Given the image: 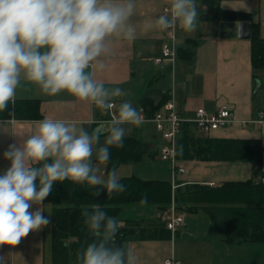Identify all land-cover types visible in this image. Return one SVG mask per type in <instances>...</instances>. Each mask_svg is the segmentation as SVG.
<instances>
[{"label":"crops","instance_id":"crops-1","mask_svg":"<svg viewBox=\"0 0 264 264\" xmlns=\"http://www.w3.org/2000/svg\"><path fill=\"white\" fill-rule=\"evenodd\" d=\"M166 3L167 0H136L132 21L139 25L165 14ZM197 4L200 20L195 31L179 27L176 30L177 57L173 63L167 58L160 63L156 61L164 57V44L171 43L170 30L153 29L138 31L134 41L114 40L111 54L102 58L105 67L96 73L105 86L125 89L128 93L125 98L141 110L144 118V123L125 138H136L142 143V157L114 164L120 168L122 177L136 175L145 180L169 181L173 188L169 207L152 201H127L120 204L115 217L120 227L133 230L123 244L133 250L137 264H166L167 258L179 260L180 264H264V241L228 236L208 209L224 205L200 202L187 209L189 198L200 193L199 184L215 187L228 181L251 179L253 162L179 158L178 166L184 167V171L174 172L172 160L162 157L169 142L157 128L155 114L167 112V105L173 102L177 113L187 120L182 126L188 124L197 139L210 136L257 140L264 172V121L243 122L257 119L264 111V64L254 65L251 38L221 37L222 20L209 17L219 6L244 11L250 15L249 21L258 24L264 39V0H197ZM144 98L164 103L153 112L144 109ZM17 99L39 100L42 117L0 118V173L10 164L3 159L4 149L31 135L38 121L47 117L90 128L110 118L90 102L78 101L67 93L50 96L26 81L18 87ZM223 105L230 107L234 119L224 127L206 131L189 121L198 108L215 112ZM182 126L178 136L183 134ZM255 180L264 183V174ZM179 186L185 195L183 207L175 200ZM173 202L186 214L185 224L175 231L167 227ZM37 207H41L50 223L30 232L14 248L0 247V255L6 256L7 264H53V204L44 201L42 205H33L31 210Z\"/></svg>","mask_w":264,"mask_h":264},{"label":"clouds","instance_id":"clouds-1","mask_svg":"<svg viewBox=\"0 0 264 264\" xmlns=\"http://www.w3.org/2000/svg\"><path fill=\"white\" fill-rule=\"evenodd\" d=\"M136 0H0V112L15 103L22 81L50 96L67 93L92 103L110 118L90 128L44 118L21 142L3 151L9 166L0 173V247L14 248L30 232L50 223L41 207L56 182L72 181L99 196L126 186L111 148H122L142 112L121 87L96 78L114 40L134 41L138 31H195L197 0H170L165 14L132 21ZM115 110V111H114ZM91 237L76 253V264H137V256L117 243L120 221L96 202L81 210ZM0 264H7L0 255Z\"/></svg>","mask_w":264,"mask_h":264},{"label":"trees","instance_id":"trees-1","mask_svg":"<svg viewBox=\"0 0 264 264\" xmlns=\"http://www.w3.org/2000/svg\"><path fill=\"white\" fill-rule=\"evenodd\" d=\"M211 19L249 21L248 13L240 10H229L216 7ZM253 63L264 64V39L260 35L259 26L252 23ZM164 100L156 104L154 99L144 98V109L157 111ZM39 118L42 117L40 102L35 99H17L8 109L0 112V118ZM195 124V123H194ZM196 125V124H195ZM197 126V125H196ZM182 135L176 141V166L179 158H205L216 160H249L253 162V178L243 181H228L220 186L199 184V194L189 198L187 209L192 203L206 202L224 206L208 209L219 220L220 228L230 237L264 241V183L255 177L263 175L261 166L262 150L257 147V140L252 138H220L210 137L197 139L190 132L188 124L182 126ZM142 143L136 138L126 139L122 148H111V166L118 161L140 159ZM126 190L108 196L105 191L95 197L93 189L69 180L56 182L52 192L44 200L53 204V264H76L77 250L90 242L91 237L84 225L81 210L93 203L101 206L112 216L120 209V204L127 201L145 200L169 207L173 198L172 183L162 180H145L136 175L123 177L121 181ZM175 200L183 207L184 193L181 186L176 188ZM131 227H120L116 237L117 243L123 244L132 232Z\"/></svg>","mask_w":264,"mask_h":264},{"label":"built area","instance_id":"built-area-1","mask_svg":"<svg viewBox=\"0 0 264 264\" xmlns=\"http://www.w3.org/2000/svg\"><path fill=\"white\" fill-rule=\"evenodd\" d=\"M169 4L170 0H167V3L164 7L165 12L168 11ZM176 30H170L171 43L164 44L162 48L164 57L157 58L156 61L158 63L162 62L166 58L169 59L172 63L175 61L177 57ZM167 110V112L159 111L155 114L157 128L162 132L164 138L169 142L168 147L163 150L162 157L169 158L172 160V163L174 165V172H181L184 171V167L176 166V141L181 130V126L187 120L177 113L173 102H170L167 105ZM233 120L234 119L232 117L230 107L228 105H223L215 112H208L203 107L198 108L195 112V116L189 121H192L197 125V127L201 129L211 131L220 127H224ZM262 121H264V111H261L259 113L257 119L244 120L243 122L254 123ZM185 220V212H180L175 202H173L167 217V227L170 230L175 231L179 226L185 224ZM165 262L166 264H180L179 260H175L173 258H167Z\"/></svg>","mask_w":264,"mask_h":264},{"label":"water","instance_id":"water-1","mask_svg":"<svg viewBox=\"0 0 264 264\" xmlns=\"http://www.w3.org/2000/svg\"><path fill=\"white\" fill-rule=\"evenodd\" d=\"M252 22L251 21H236L222 20L220 21V36L221 37H240L251 38Z\"/></svg>","mask_w":264,"mask_h":264}]
</instances>
